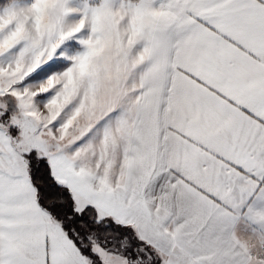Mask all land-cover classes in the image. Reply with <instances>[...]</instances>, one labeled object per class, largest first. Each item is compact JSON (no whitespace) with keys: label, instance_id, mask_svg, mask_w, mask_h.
I'll return each mask as SVG.
<instances>
[{"label":"snow or ice","instance_id":"obj_1","mask_svg":"<svg viewBox=\"0 0 264 264\" xmlns=\"http://www.w3.org/2000/svg\"><path fill=\"white\" fill-rule=\"evenodd\" d=\"M0 264H264V0H0Z\"/></svg>","mask_w":264,"mask_h":264}]
</instances>
